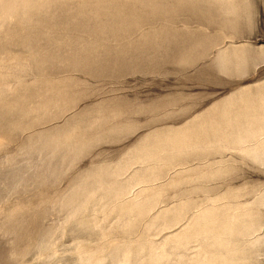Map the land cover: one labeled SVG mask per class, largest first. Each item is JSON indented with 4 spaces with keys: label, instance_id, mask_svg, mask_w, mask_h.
Listing matches in <instances>:
<instances>
[{
    "label": "rangeland",
    "instance_id": "374dc122",
    "mask_svg": "<svg viewBox=\"0 0 264 264\" xmlns=\"http://www.w3.org/2000/svg\"><path fill=\"white\" fill-rule=\"evenodd\" d=\"M0 264H264V0H0Z\"/></svg>",
    "mask_w": 264,
    "mask_h": 264
}]
</instances>
